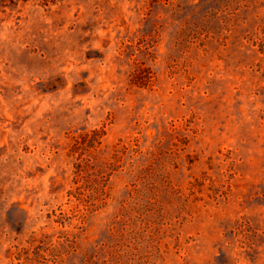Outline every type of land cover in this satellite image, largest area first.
<instances>
[{
  "label": "rangeland",
  "instance_id": "1",
  "mask_svg": "<svg viewBox=\"0 0 264 264\" xmlns=\"http://www.w3.org/2000/svg\"><path fill=\"white\" fill-rule=\"evenodd\" d=\"M0 264H264V0H0Z\"/></svg>",
  "mask_w": 264,
  "mask_h": 264
},
{
  "label": "trees",
  "instance_id": "2",
  "mask_svg": "<svg viewBox=\"0 0 264 264\" xmlns=\"http://www.w3.org/2000/svg\"><path fill=\"white\" fill-rule=\"evenodd\" d=\"M136 77H137V75H136Z\"/></svg>",
  "mask_w": 264,
  "mask_h": 264
}]
</instances>
